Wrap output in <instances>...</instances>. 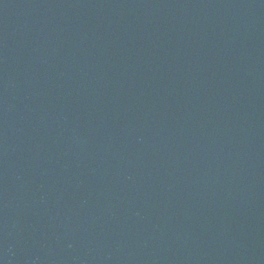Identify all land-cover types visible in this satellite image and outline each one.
Masks as SVG:
<instances>
[{
	"label": "water",
	"instance_id": "water-1",
	"mask_svg": "<svg viewBox=\"0 0 264 264\" xmlns=\"http://www.w3.org/2000/svg\"><path fill=\"white\" fill-rule=\"evenodd\" d=\"M0 264H264V0H0Z\"/></svg>",
	"mask_w": 264,
	"mask_h": 264
}]
</instances>
